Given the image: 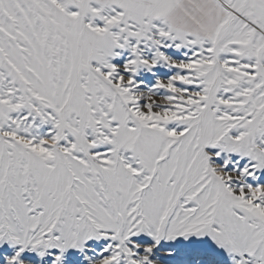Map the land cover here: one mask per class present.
<instances>
[{
  "label": "snow or ice",
  "instance_id": "snow-or-ice-1",
  "mask_svg": "<svg viewBox=\"0 0 264 264\" xmlns=\"http://www.w3.org/2000/svg\"><path fill=\"white\" fill-rule=\"evenodd\" d=\"M0 264H264V0H0Z\"/></svg>",
  "mask_w": 264,
  "mask_h": 264
}]
</instances>
